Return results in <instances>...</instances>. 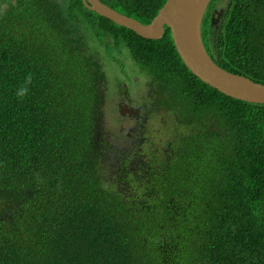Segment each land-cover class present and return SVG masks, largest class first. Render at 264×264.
Returning <instances> with one entry per match:
<instances>
[{
	"label": "trees",
	"instance_id": "trees-1",
	"mask_svg": "<svg viewBox=\"0 0 264 264\" xmlns=\"http://www.w3.org/2000/svg\"><path fill=\"white\" fill-rule=\"evenodd\" d=\"M102 1L146 24L166 0ZM202 41L264 85V0H212ZM110 46L148 68L143 109L173 114L169 147L106 128ZM0 264H264V105L193 77L169 29L149 40L80 0H16L0 11Z\"/></svg>",
	"mask_w": 264,
	"mask_h": 264
},
{
	"label": "water",
	"instance_id": "water-1",
	"mask_svg": "<svg viewBox=\"0 0 264 264\" xmlns=\"http://www.w3.org/2000/svg\"><path fill=\"white\" fill-rule=\"evenodd\" d=\"M210 1L166 0L146 24L110 8L100 0H81V3L87 10L142 38L160 39L166 26L179 59L194 77L226 97L264 105V85L221 69L205 50L201 26ZM120 115L124 116V112L120 111Z\"/></svg>",
	"mask_w": 264,
	"mask_h": 264
},
{
	"label": "rangeland",
	"instance_id": "rangeland-1",
	"mask_svg": "<svg viewBox=\"0 0 264 264\" xmlns=\"http://www.w3.org/2000/svg\"><path fill=\"white\" fill-rule=\"evenodd\" d=\"M105 48H112L108 53H105V56L108 59L117 60L119 63H122L123 65L121 68H119L118 64L116 63L117 68L114 66H110V69L107 73V79L104 81L101 94L104 93V96L106 98L105 108H104V123L107 125V129L109 131H114L115 128L119 127L120 125L128 127L130 125V122L126 118H121L117 116L116 108H115V96L114 92L116 91L118 84L124 81H127L130 77H132L133 81L139 82L141 81L145 82L147 76L144 75L143 78H141V74L148 73L147 67H139L138 64L135 63L134 60H132L127 52L124 51H118L116 49H113L115 47H105ZM114 57V59H113ZM131 74H128L130 73ZM140 78V79H139ZM139 87H143L142 84L139 85ZM134 88L133 86L131 89ZM122 90H120L118 93H121ZM117 93V92H116ZM171 115L164 111H159L156 114V118H150L148 121L143 122V126L146 132L142 131L143 138H141V141L139 144H142L143 140L146 138H151L152 140H161L162 142L171 136V133L164 128L166 127L165 124H170L168 119H171ZM155 119V121H152ZM142 125V124H141ZM175 125V124H171Z\"/></svg>",
	"mask_w": 264,
	"mask_h": 264
},
{
	"label": "clouds",
	"instance_id": "clouds-1",
	"mask_svg": "<svg viewBox=\"0 0 264 264\" xmlns=\"http://www.w3.org/2000/svg\"><path fill=\"white\" fill-rule=\"evenodd\" d=\"M15 1L16 0H0V11H2L3 9H7L8 8V6L9 5H11V4H14L15 3ZM81 1V0H80ZM102 3H104L102 0H100ZM222 1V0H221ZM211 2H212V0L210 1V3H209V5H208V7H207V9H206V11H205V14H204V17H205V15L207 14V12L210 10V6H211ZM82 4V3H81ZM104 4H106V3H104ZM107 5V4H106ZM108 6V5H107ZM84 7V6H83ZM110 7V6H109ZM85 8V7H84ZM111 8V7H110ZM86 9V8H85ZM213 9H215V10H213ZM213 9H211V11H210V18H209V23H210V26H215L218 22H219V19H220V16L222 15V13H223V11L225 10L223 7H219V6H216L215 8H213ZM87 10V9H86ZM89 11V10H88ZM92 12V11H91ZM204 17H203V19H204ZM103 18V17H102ZM106 19V18H105ZM108 20V19H107ZM111 22V21H110ZM202 26H203V21H202ZM202 26H201V37H202ZM166 29H168L166 26H164V33H165V30ZM164 33H163V35H162V37L164 36ZM162 37L160 38V39H162ZM142 38V37H141ZM144 39H147V38H144ZM160 39H151V40H160ZM150 40V39H149ZM203 42V41H202ZM174 46V45H173ZM175 48V47H174ZM205 48V47H204ZM206 50V49H205ZM175 52H176V50H175ZM176 54H177V52H176ZM177 56H178V54H177ZM210 57V56H209ZM179 58V57H178ZM133 60V59H132ZM180 60V59H179ZM181 61V60H180ZM213 61V60H212ZM214 62V61H213ZM136 63V62H135ZM182 63V62H181ZM137 64V63H136ZM182 65L184 66V64L182 63ZM138 66H139V64H138ZM218 66V65H217ZM140 67V66H139ZM184 68L188 71V69L184 66ZM222 69V68H221ZM111 70V69H110ZM189 72V71H188ZM190 73V72H189ZM128 74H131V72L130 73H128ZM191 74V73H190ZM232 74V73H231ZM144 75H146L147 76V78H146V81L148 82L149 81V78H148V75L150 76V74H149V72L147 73V74H145V73H142L141 74V78H143L144 77ZM192 75V74H191ZM193 76V75H192ZM194 77V76H193ZM196 78V77H195ZM140 79V78H139ZM197 79V78H196ZM197 80H199V79H197ZM200 81V80H199ZM139 82H141V84H143L144 82L143 81H141V79H140V81ZM139 82H136V81H133L132 80V77H130L127 81H124V82H121V83H119L118 84V87H117V89H116V91L114 92V96H115V101H114V104L116 105L117 104V102H121L122 101V99L124 98V97H126L127 96V94L128 93H131V94H133V96L131 97V100H130V102H132L133 104H139V105H142L143 107H145V106H147L146 104L148 103V104H151V101H150V97L149 96H147V94H145V90H142L141 89V87H139V85L140 84H138ZM201 82V81H200ZM164 84L166 83V81L165 82H163ZM203 83V82H202ZM146 84V83H145ZM145 84H144V88H145ZM204 84V83H203ZM103 85V83L101 84V86ZM147 85V84H146ZM206 85V84H205ZM134 87V88H132L131 89V87ZM206 86H208V85H206ZM209 87V86H208ZM211 88V87H210ZM153 89H155V88H153ZM213 89V88H212ZM120 90H122V92L121 93H118ZM215 90V89H214ZM217 91V90H216ZM23 92V89L21 90V93ZM102 91H100V93H101ZM117 92V93H116ZM218 92V91H217ZM149 94V93H148ZM221 94V93H220ZM223 95V94H222ZM147 96V97H146ZM226 97V96H225ZM105 103H106V98H105V96L103 97V102H102V106L101 105H99V108H101L102 107V110H103V112H104V108H105ZM115 108H117L116 109V112H117V116L118 117H121V118H125L127 115H130V114H127L124 110H122V109H125L126 108V106H124V105H121V103L120 104H118V105H116L115 106ZM121 108V109H120ZM120 111H122V112H124V116H122V115H120ZM134 111V110H133ZM129 112L131 113V111L129 110ZM159 111H155V110H153V109H151L150 111H149V114H148V119H150V118H156V114L158 113ZM164 112H166V111H164ZM167 113V112H166ZM148 119H146L145 121L147 122L148 121ZM129 120V119H128ZM144 121V122H145ZM152 121H155V119H153ZM129 122H130V120H129ZM130 124H131V122H130ZM141 124H142V127H140V130H144L145 131V129H144V126H143V122H141ZM120 126H122V125H120ZM120 126L119 127H117V128H120ZM172 137H173V135L171 134V136L167 139V141H168V146L167 147H169V145H171V141H172ZM167 152H168V155L170 154L169 153V151H168V148H167ZM20 153V152H19ZM29 153H31V154H34L35 156H37V151H25V152H23L22 154H20V155H18V156H16L15 157V159H19V158H21V157H23L24 155H27V154H29ZM38 157V156H37Z\"/></svg>",
	"mask_w": 264,
	"mask_h": 264
},
{
	"label": "flooded vegetation",
	"instance_id": "flooded-vegetation-1",
	"mask_svg": "<svg viewBox=\"0 0 264 264\" xmlns=\"http://www.w3.org/2000/svg\"><path fill=\"white\" fill-rule=\"evenodd\" d=\"M132 96L133 94L128 93L127 96L124 97L121 102H117L116 105L121 103V105L126 106V108L122 110H124L127 114H130L125 118L129 119L131 122V124L126 127L127 136L129 137V140H132L134 143L139 144L140 139L137 130H140V127H142L141 122H144L146 119H148V114L151 109L145 110L143 109L142 105L133 104L132 102H130ZM129 110L131 111V113L129 112Z\"/></svg>",
	"mask_w": 264,
	"mask_h": 264
}]
</instances>
